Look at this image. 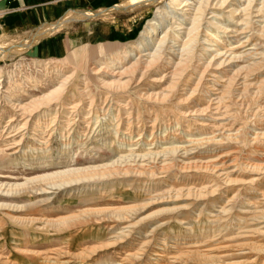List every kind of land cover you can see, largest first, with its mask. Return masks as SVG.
<instances>
[{
  "label": "rangeland",
  "instance_id": "1",
  "mask_svg": "<svg viewBox=\"0 0 264 264\" xmlns=\"http://www.w3.org/2000/svg\"><path fill=\"white\" fill-rule=\"evenodd\" d=\"M167 1L145 3L151 11L132 40L78 43L40 59L0 57V264H27L32 254L37 264H178L180 250L197 248L210 250L209 262L264 264V0L236 7L201 0L203 34L178 91L161 102L148 94L172 81L154 80L179 62L195 34L192 18L174 11L153 46L139 51L145 25ZM187 1L197 8L198 0ZM228 9L246 13L245 23L235 25ZM25 34L0 42H22ZM206 46L212 55L234 50L237 68L252 66L227 96L226 132H205L194 116H180L204 99L190 95L211 59ZM144 53L160 61L131 88L106 85L116 55L127 63ZM68 76L66 92L46 97ZM120 162L125 167L111 168ZM143 249L147 255H134Z\"/></svg>",
  "mask_w": 264,
  "mask_h": 264
},
{
  "label": "bare ground",
  "instance_id": "2",
  "mask_svg": "<svg viewBox=\"0 0 264 264\" xmlns=\"http://www.w3.org/2000/svg\"><path fill=\"white\" fill-rule=\"evenodd\" d=\"M149 1L151 0H132V3H134L135 5H140L141 3L145 4V3H149ZM163 1V0H160ZM212 1V0H211ZM240 1V0H239ZM189 1L187 0H168L166 5L164 6H160L157 9L156 14L154 15V17L150 18L147 22V24L145 25V28L143 30V41H141V45L139 46V51L140 52H146L148 51L154 44V42L158 39V30L165 26L167 23H171L172 22V18H171V14L174 11H178V10H182V14L186 17V18H192L193 21V29L192 31L195 32L194 35L191 36L190 40H188L184 45H183V54H180V60L179 62L172 67V69L167 70L168 73L167 75H164L158 79H155L154 81H164V79H166L165 77H170L172 83L170 85H168V87L164 88L162 91L164 92H160L161 94H148V99L151 100H155V101H161L164 102L167 99L171 98L174 93L176 92V90L179 88L182 80L184 79V71L185 69H187L188 66V60L187 58L189 57V55H191L194 51L193 47H194V43H197V38L199 36V34H203V30H202V23H203V18L204 14L206 12H203V10L201 9L202 4L205 3V1H201L198 0L196 1L198 4H196L197 8H193L192 5L188 4ZM192 2V1H191ZM256 2V1H254ZM221 3V2H220ZM226 3V4H225ZM237 0H223L222 1V5L225 4V6H239V4L237 3ZM193 4V3H192ZM216 4V3H215ZM195 5V4H194ZM133 6V5H132ZM246 6V5H245ZM215 7V6H214ZM219 7V6H218ZM241 8V6H240ZM243 8V6H242ZM229 10V9H228ZM233 10V9H232ZM232 10H229L230 15L233 18V21L235 23V25H238L241 21H243V16L246 14L244 13L243 15L241 14H237V13H232ZM235 11V10H234ZM222 12V11H221ZM237 12V11H236ZM212 13V12H211ZM210 13V14H211ZM243 13V12H242ZM223 15V14H222ZM227 16V15H226ZM248 16V15H247ZM189 22V21H188ZM207 23V22H206ZM205 23V24H206ZM242 23V22H241ZM245 23V22H244ZM242 23V24H244ZM173 24V23H172ZM209 25H212L213 22L208 23ZM241 24V25H242ZM205 28V27H204ZM235 28L238 29V27L236 26ZM244 28V27H243ZM192 29V28H191ZM226 29V28H225ZM234 29L236 34L238 32V30L240 29ZM228 30V29H227ZM242 30V29H241ZM229 31V30H228ZM231 31V30H230ZM39 33V32H38ZM31 34L29 35L28 39L25 41H18V42H10L9 41H3L0 42V57H2L3 59H13L14 57H16L17 55L21 54L22 52H24L28 47H30L31 45H33L39 38H40V34ZM190 33V32H189ZM188 33V34H189ZM240 33V32H239ZM190 35V34H189ZM208 35V34H207ZM240 36V34H238ZM243 35V34H242ZM176 36V35H175ZM205 37V40H210L206 37V35H203ZM238 36V38H239ZM165 37V36H164ZM164 37H160L159 38V44L163 43ZM202 37V36H201ZM213 37V36H212ZM236 38V39H238ZM15 40V39H14ZM167 40V38H166ZM169 40V39H168ZM173 40V39H172ZM200 41V39H198ZM240 40V39H239ZM238 40V41H239ZM165 41V40H164ZM192 43V44H191ZM194 44V45H193ZM198 44V43H197ZM197 46V45H196ZM192 47V48H191ZM207 47V46H206ZM205 47H202V49L204 50ZM222 48V47H221ZM160 50V49H158ZM162 50V49H161ZM181 50V49H180ZM206 54H204L205 59L209 58L207 57V55L211 56L210 60H206V62L204 61L203 65L201 67L204 66L203 70L199 73L200 77L199 80L194 88V92L191 93L190 96L195 95L196 92H200V95L203 96L204 99H198V101L196 102L197 105L199 106L197 109L194 110H190L188 112L187 115H185V113L181 112L182 117H185L190 115V116H194L196 121L198 122V124L201 125V127L203 128V130L205 132H208L210 130L212 131H220L221 129H225L226 127V122L225 124H223V121H228L229 120V116H230V102L227 99V96L231 94V90L235 89L234 85H239L241 84L242 81H247L249 78L247 77V70L251 69L252 66L249 65L248 63V69L245 70L244 67H236L233 65L234 59L236 58L235 55H233V51L232 50H228L227 48H224V50L220 51L221 49H216L217 52L212 55L211 50L207 47L206 49ZM229 51V52H228ZM181 52V51H180ZM202 52V51H201ZM122 53V52H121ZM151 53V52H150ZM150 53L145 55H141L138 59H136L135 61H130L126 63V59L123 56H117L113 59V62L115 65H117V67L112 68V67H106L105 65H103L102 67H106L107 69H105V75L107 76L108 80L105 81L106 85L116 91H121V90H126L128 88H131L133 85V82H135L137 80V78H139V76H144V74H146L148 68L151 65H156L158 64V57L157 56H152V54L150 55ZM160 52L158 51V54ZM155 54V53H154ZM194 54V53H193ZM198 54V53H197ZM175 56V55H174ZM182 56H185V58H181ZM191 57V56H190ZM105 59V58H104ZM216 59H221V60H216ZM106 63V62H105ZM111 63V61H110ZM117 63V64H116ZM251 64V63H250ZM104 67V68H105ZM168 67V66H167ZM171 67V66H170ZM226 67V68H224ZM234 67V68H233ZM254 67V66H253ZM196 68V67H195ZM255 68V67H254ZM102 69V68H101ZM100 68L98 69L101 70ZM221 69V70H220ZM257 69V68H256ZM95 70V69H94ZM154 70V68H153ZM226 71V73H225ZM252 71V69H251ZM257 71V70H256ZM150 72V71H149ZM152 72V71H151ZM197 72V71H196ZM227 72H229L227 74ZM98 73V72H97ZM154 73V72H153ZM188 73V71H187ZM245 74V75H244ZM223 76H225L226 78H223ZM196 77V76H195ZM251 77V76H250ZM142 78V77H141ZM156 78V77H155ZM70 79V76L66 77L62 83L60 84V86H58L57 88H55L54 90H52L46 97H50V99H53V97L55 95H60L63 94L64 92H66V89L68 88V86H66L67 81ZM252 80V79H251ZM102 81V80H101ZM104 82V81H103ZM137 82V81H136ZM104 84V83H103ZM251 85V84H249ZM161 86V85H160ZM245 86V84H244ZM243 86V87H244ZM247 87V86H246ZM245 87V88H246ZM238 89V88H237ZM178 91V90H177ZM235 91V90H234ZM236 92V91H235ZM156 93V92H155ZM234 93V92H233ZM189 96V97H190ZM191 98V97H190ZM198 98V97H197ZM233 98V96H232ZM236 98V97H235ZM59 99V98H58ZM57 99V100H58ZM187 99V98H186ZM51 101V100H50ZM55 101V98H54ZM188 101V100H187ZM206 101V102H205ZM241 101V100H240ZM184 102V101H183ZM242 102V101H241ZM247 103V101H245ZM54 103V102H53ZM238 104V102H237ZM21 105V104H20ZM245 105V104H244ZM247 105V104H246ZM244 107V106H243ZM233 110V109H232ZM39 111V110H38ZM178 113V112H177ZM180 121V120H179ZM195 121V120H194ZM234 125V124H233ZM188 127V126H187ZM228 128V127H227ZM242 128V127H241ZM230 129V128H229ZM228 130V129H227ZM232 131V130H231ZM240 131V130H239ZM226 132V129H225ZM228 132V131H227ZM217 133V132H216ZM241 133V132H240ZM220 134V133H219ZM228 134V133H227ZM230 134V133H229ZM239 134V133H236ZM233 137V134H231ZM228 136V135H227ZM236 136V135H235ZM214 137V136H213ZM208 139V138H207ZM210 140V139H209ZM214 141V140H213ZM149 155V154H148ZM143 156V155H142ZM156 156V155H155ZM149 157V156H148ZM147 159H150V157ZM159 157V156H158ZM145 158V157H144ZM165 158V157H164ZM158 159V158H157ZM141 160V159H140ZM156 160V158H155ZM157 161V160H156ZM124 162V161H123ZM153 162V161H152ZM209 163V162H208ZM190 163H187V165L189 166ZM205 165V164H204ZM210 165V164H209ZM208 165V166H209ZM128 166V165H127ZM136 166L138 168L140 167H145L147 166V168H149V164L148 163H141L139 161H136V163L133 165ZM193 166V165H192ZM106 167V166H105ZM125 167L123 163L120 162V164L116 165L114 168L118 169V168H122ZM206 167V165L204 166ZM101 169V167H100ZM106 169H108L106 167ZM102 170V169H101ZM106 173V172H105ZM112 174V173H111ZM81 175V174H80ZM91 176V175H90ZM84 177V176H83ZM75 179V178H74ZM76 181V180H75ZM78 181V180H77ZM80 182V181H79ZM60 186V185H59ZM64 186V185H63ZM49 190V189H48ZM56 190H58L57 188H54L53 191L55 192ZM227 206H225L226 208ZM221 208V207H220ZM230 209V208H229ZM14 210V209H13ZM202 211V210H201ZM228 211V210H227ZM201 214V213H200ZM220 214V213H219ZM241 215V214H240ZM220 219H223V217L217 216ZM233 217V216H232ZM255 217V216H254ZM35 218V217H34ZM199 218V217H198ZM236 218V217H235ZM30 220V219H29ZM35 220V219H34ZM67 220V219H66ZM71 220V219H70ZM73 220V219H72ZM183 220V219H182ZM257 220V219H256ZM19 221V220H18ZM198 221V220H196ZM23 222V221H22ZM29 222V221H28ZM30 223V222H29ZM20 224V222H19ZM182 225H185L184 223ZM253 225V224H252ZM60 226V225H59ZM57 227V226H56ZM183 227V226H182ZM219 227V226H218ZM242 229V228H241ZM253 229L259 231L260 228L254 227ZM192 231V230H191ZM254 230H252L253 232ZM247 235V234H246ZM203 236V235H202ZM251 237V236H250ZM245 239V238H244ZM110 243V242H109ZM74 241L73 242H69V246L71 247V245H74ZM259 244V243H258ZM201 248V247H200ZM216 248V247H215ZM251 249V248H250ZM164 250V249H163ZM261 249H259L260 251ZM139 251V250H138ZM142 254L141 251L139 254L134 253V255L136 257H141V256H145L147 255L148 249H143L142 250ZM178 251V250H177ZM176 251V252H177ZM186 251V252H185ZM185 251L180 250L181 255V261H179L178 264H190V262L192 264H200V263H205V264H219V262L217 263L216 261H208L206 260V258H208V256L210 255V250H202V249H187ZM261 251H264V249H262ZM158 251H156L157 253ZM185 252V253H184ZM215 253V252H214ZM158 254V253H157ZM159 255V254H158ZM184 256L186 258H184ZM213 256V255H212ZM218 256V255H217ZM134 257V256H133ZM179 258V259H180ZM204 258L205 261H202ZM30 261L27 264H37L36 263V258L34 257V254H32L31 257H29ZM169 261V260H168ZM66 262V261H65ZM160 260L158 258H155L154 260L151 259V261H149L148 264H160L159 263ZM221 264L224 263V261H220ZM12 264H15L12 262ZM124 264V263H122ZM163 264H175L173 262L171 263H163ZM226 264V263H224Z\"/></svg>",
  "mask_w": 264,
  "mask_h": 264
},
{
  "label": "crops",
  "instance_id": "3",
  "mask_svg": "<svg viewBox=\"0 0 264 264\" xmlns=\"http://www.w3.org/2000/svg\"><path fill=\"white\" fill-rule=\"evenodd\" d=\"M150 11V5L134 6L132 0H0V37L28 33L22 36L27 40L39 32L22 53L40 59L78 43L132 40Z\"/></svg>",
  "mask_w": 264,
  "mask_h": 264
}]
</instances>
